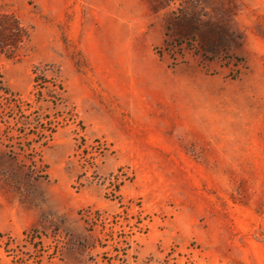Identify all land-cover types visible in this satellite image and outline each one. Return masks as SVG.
Returning <instances> with one entry per match:
<instances>
[{
	"label": "rangeland",
	"instance_id": "obj_1",
	"mask_svg": "<svg viewBox=\"0 0 264 264\" xmlns=\"http://www.w3.org/2000/svg\"><path fill=\"white\" fill-rule=\"evenodd\" d=\"M0 12V264H264V0Z\"/></svg>",
	"mask_w": 264,
	"mask_h": 264
},
{
	"label": "trees",
	"instance_id": "obj_2",
	"mask_svg": "<svg viewBox=\"0 0 264 264\" xmlns=\"http://www.w3.org/2000/svg\"><path fill=\"white\" fill-rule=\"evenodd\" d=\"M28 41V30L17 21L14 15L0 12V56L9 61H19L28 51ZM38 77L37 74H34L33 82L35 86L37 85L39 87L44 83ZM41 87L42 86L39 88ZM9 95L14 97L12 93H9ZM27 234L28 233H22L24 238L27 237ZM107 241H110L111 245L117 246L118 248L120 245L126 244L125 238L121 240L113 236L108 237ZM10 243L12 242L10 238L7 237V241L4 244L7 254L12 252V250H9ZM89 248H92V246H89ZM116 252L118 253L119 251L117 250Z\"/></svg>",
	"mask_w": 264,
	"mask_h": 264
}]
</instances>
